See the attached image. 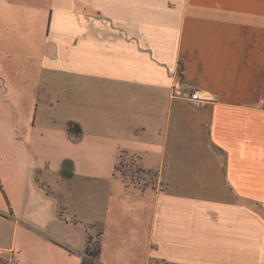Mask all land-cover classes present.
I'll list each match as a JSON object with an SVG mask.
<instances>
[{
    "label": "crops",
    "instance_id": "0c3cea01",
    "mask_svg": "<svg viewBox=\"0 0 264 264\" xmlns=\"http://www.w3.org/2000/svg\"><path fill=\"white\" fill-rule=\"evenodd\" d=\"M0 264H264V0H0Z\"/></svg>",
    "mask_w": 264,
    "mask_h": 264
},
{
    "label": "rangeland",
    "instance_id": "374dc122",
    "mask_svg": "<svg viewBox=\"0 0 264 264\" xmlns=\"http://www.w3.org/2000/svg\"><path fill=\"white\" fill-rule=\"evenodd\" d=\"M117 173L119 176L123 179V181L127 184H133L137 185L139 187H145L154 181V175L143 173L141 172L137 167L134 166L133 161L128 157L127 155H121V158L116 166ZM99 230L96 232V237H94L91 240V244L89 247L91 249H95L97 247V241H98V234ZM91 258H95L90 256Z\"/></svg>",
    "mask_w": 264,
    "mask_h": 264
},
{
    "label": "built area",
    "instance_id": "2783aa9c",
    "mask_svg": "<svg viewBox=\"0 0 264 264\" xmlns=\"http://www.w3.org/2000/svg\"><path fill=\"white\" fill-rule=\"evenodd\" d=\"M174 92L177 94V95H181L182 92H181V87L179 85H175L174 88H173ZM185 96L190 99L191 101H200V100H206L208 99V95L207 94H200V91L198 90H193V91H190L188 93L185 94ZM16 261V257L14 255H12L11 257V262H15Z\"/></svg>",
    "mask_w": 264,
    "mask_h": 264
},
{
    "label": "trees",
    "instance_id": "16d2710c",
    "mask_svg": "<svg viewBox=\"0 0 264 264\" xmlns=\"http://www.w3.org/2000/svg\"><path fill=\"white\" fill-rule=\"evenodd\" d=\"M92 239L93 238L91 236L88 237V247H87L86 252L89 256L97 257L100 253V244H99V241H97V243H96L97 247L95 249H91V247H89V245L91 244Z\"/></svg>",
    "mask_w": 264,
    "mask_h": 264
}]
</instances>
